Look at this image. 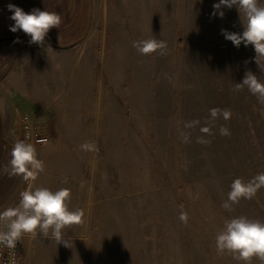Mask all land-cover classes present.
<instances>
[{"label": "rangeland", "instance_id": "1", "mask_svg": "<svg viewBox=\"0 0 264 264\" xmlns=\"http://www.w3.org/2000/svg\"><path fill=\"white\" fill-rule=\"evenodd\" d=\"M218 2L0 0V211L26 184L5 171L24 114L47 136L38 158L47 167L70 154L85 194L71 206L84 222L62 230L68 247L25 235L20 264H243L218 255L215 236L226 219L264 221V187L232 212L221 206L234 179L264 172V104L234 90L247 71L264 82V60L224 38L221 29L242 34L243 15L222 6L212 17ZM9 4L62 23L30 43L9 30ZM153 37L163 52L133 47Z\"/></svg>", "mask_w": 264, "mask_h": 264}, {"label": "clouds", "instance_id": "2", "mask_svg": "<svg viewBox=\"0 0 264 264\" xmlns=\"http://www.w3.org/2000/svg\"><path fill=\"white\" fill-rule=\"evenodd\" d=\"M231 9L236 7L239 15H243V32H229L221 29V34L237 48L243 43L246 47L252 45L255 51V61L260 67L264 60V5L259 0H219L213 4L212 17L219 14L223 18L221 8ZM8 10L12 12L10 19L14 25L10 31L15 33L23 31L30 36V43L43 44L45 37L52 28H59L62 17L57 12L33 9L25 12L22 8L9 4ZM16 42H19L17 40ZM133 47L141 55H151L166 49V42L155 37L134 41ZM247 63V61L245 62ZM247 87L248 91L257 97L259 103L264 104V82L251 71H247L242 83L235 84V91ZM218 109H210L212 117H216ZM225 119L229 116L228 110H223ZM202 131L207 132L204 128ZM222 135L230 133L221 127ZM31 133H26L24 139L14 141L8 167L5 169L11 177L19 176L26 183L25 190L19 193L17 205L0 211V248L10 250L8 264H17L15 248L17 242L27 235L30 239L38 237L55 239L58 244L63 243L68 247V241L63 239L62 230L73 225H81L84 220L82 209L72 210L71 191L68 188L51 190L48 187L37 186L35 181L45 171L44 162L38 158L37 149L33 143L28 142ZM81 150H97L95 145L85 142ZM264 187V172L257 174L248 181L236 178L232 181L227 199L222 203V208L228 212L242 199L251 200L257 191ZM182 207V206H181ZM182 221L187 222V213L181 212ZM215 247L218 255L229 254L236 261L243 264H252L253 258L264 264V221L238 216L226 219L223 228L215 236Z\"/></svg>", "mask_w": 264, "mask_h": 264}, {"label": "crops", "instance_id": "3", "mask_svg": "<svg viewBox=\"0 0 264 264\" xmlns=\"http://www.w3.org/2000/svg\"><path fill=\"white\" fill-rule=\"evenodd\" d=\"M45 171L41 173L35 181L37 186L48 187L55 191L60 188H68L71 191V202L69 207L74 204V200L83 197L85 194L80 186L73 157L70 154H56ZM59 160V161H58ZM26 184L23 188L25 190ZM22 190V191H23ZM20 197V196H19Z\"/></svg>", "mask_w": 264, "mask_h": 264}, {"label": "built area", "instance_id": "4", "mask_svg": "<svg viewBox=\"0 0 264 264\" xmlns=\"http://www.w3.org/2000/svg\"><path fill=\"white\" fill-rule=\"evenodd\" d=\"M20 122L23 128V136L21 139L25 138L26 133H31V138L28 142L33 143L34 145L38 143H43L47 140V136L43 135L41 132H35V133L32 132L34 123L30 113L22 115L20 118ZM21 243L22 240L17 242V246L14 250L16 253L17 264H20V259H21ZM9 254H10L9 249L0 248V264H8Z\"/></svg>", "mask_w": 264, "mask_h": 264}]
</instances>
